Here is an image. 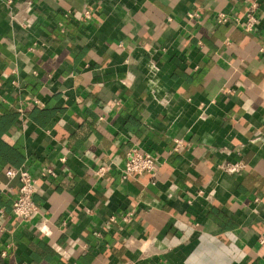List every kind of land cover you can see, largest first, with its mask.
I'll return each mask as SVG.
<instances>
[{
	"label": "crops",
	"instance_id": "1",
	"mask_svg": "<svg viewBox=\"0 0 264 264\" xmlns=\"http://www.w3.org/2000/svg\"><path fill=\"white\" fill-rule=\"evenodd\" d=\"M252 4L255 32L216 24ZM130 148L154 182L121 180ZM260 237L264 0H0V264H264Z\"/></svg>",
	"mask_w": 264,
	"mask_h": 264
},
{
	"label": "built area",
	"instance_id": "2",
	"mask_svg": "<svg viewBox=\"0 0 264 264\" xmlns=\"http://www.w3.org/2000/svg\"><path fill=\"white\" fill-rule=\"evenodd\" d=\"M15 9H20L22 7V3L19 2H11ZM257 6L252 4L246 10V12L241 16H228L224 13H218L215 22L218 25L225 24H233L234 26L241 28L243 31L252 33L257 30L258 19L256 16ZM70 15V14H69ZM72 15V14H71ZM74 18H90V12L84 11L81 14H74L72 16ZM3 77H7L5 74ZM19 112L22 109H18ZM178 143V142H176ZM178 145V144H177ZM244 168V165L241 162L229 164L223 163L218 166V170L221 173L225 174H234L238 173ZM108 167L100 166L96 170V175L98 177H102L108 170ZM158 170V161L154 156H151L148 153H142L137 148H130L127 150L125 154V162L122 170L120 171L121 180L126 181L131 177H139L143 175H149L153 182L155 181V176ZM5 176L8 179L17 178L19 181V189L17 196L15 197L12 207L11 213L20 222L28 223L33 220L39 213L38 206L33 201V195L35 191L36 179L32 177L28 171L24 168H20L19 170H8L5 173ZM42 176H51L54 177L55 173L53 170H45L42 172ZM200 193V192H199ZM132 211L126 213L123 217H121V221L124 223L129 222L132 218ZM109 221H114V218H110ZM41 234L46 235V232L41 228H38ZM263 238L260 237L259 243L263 244ZM56 252L61 254L60 248H55ZM4 256V254H2ZM132 264V263H126Z\"/></svg>",
	"mask_w": 264,
	"mask_h": 264
}]
</instances>
